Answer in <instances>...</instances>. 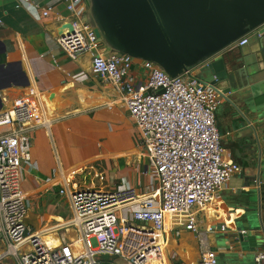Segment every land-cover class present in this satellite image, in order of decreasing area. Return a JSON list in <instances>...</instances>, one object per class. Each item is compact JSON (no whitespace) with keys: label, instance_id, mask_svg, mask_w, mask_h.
Here are the masks:
<instances>
[{"label":"built area","instance_id":"1","mask_svg":"<svg viewBox=\"0 0 264 264\" xmlns=\"http://www.w3.org/2000/svg\"><path fill=\"white\" fill-rule=\"evenodd\" d=\"M61 1L71 14L74 32L58 35V46L72 59L97 51L91 56L90 71L122 95L156 181L140 188L123 179L124 185L119 186L110 174L105 184L106 172L91 164L61 171L59 194L67 198L72 216L55 228L34 229L26 222L33 199L22 189V174L24 163L31 160L33 132L40 127L50 131L53 120L45 96L31 83L22 89L21 102L0 110V245L6 247L0 251V263L11 256L16 264H120L119 260L167 264L163 241L175 227L184 226L198 237L202 264H218L217 252L208 244V231L199 227L198 215L242 171L240 164L225 156L217 126L216 110L224 100L221 90L192 77L198 67L172 77L153 61L103 53V39L87 19L88 0ZM15 2L39 20L54 11L52 3ZM263 28L264 23L231 47L247 44ZM135 68L140 75L133 73ZM72 77L85 79L87 74ZM167 222L171 223L168 230ZM62 229L65 235L58 237V244L44 239L46 232L52 230L57 236ZM220 229L225 230L226 225L221 224ZM255 262L264 264V250L256 254Z\"/></svg>","mask_w":264,"mask_h":264},{"label":"crops","instance_id":"2","mask_svg":"<svg viewBox=\"0 0 264 264\" xmlns=\"http://www.w3.org/2000/svg\"><path fill=\"white\" fill-rule=\"evenodd\" d=\"M37 1L39 4H53L54 11L49 17L39 20L25 7H17L15 0H0V40L7 48L6 53L0 55V64L21 61L32 84L45 96L47 105L53 103L52 108L48 106L53 120L51 130L40 127L33 132L31 160L24 163L25 175L31 181L22 187L36 203V208L42 211L37 217V230H46L65 224L71 218L62 220L59 213L62 203L68 204L67 198L59 194L63 183L61 171L91 164L98 170H109L115 177L128 175L130 184L140 188L150 185L151 181L142 176L139 164L142 159L140 155L144 153L137 145L138 129L122 95L112 84L103 82L99 76L91 73V53L80 54L72 59L56 42L59 28L71 19L70 12L61 0ZM85 9L86 4L83 5V12ZM81 72L86 73L87 78L76 80L72 77ZM133 73L140 75L137 68ZM4 84L7 86L1 92L3 107H13L24 99L22 87L15 86L11 81H5ZM216 120L223 135L225 156L242 167V171L233 175L219 191L242 195H235L236 213H233L234 206L229 199L220 198L218 191L199 215H206V229L216 226L214 230L226 231L227 226L234 227L235 218L244 216L246 210L258 211L260 190L264 223V134L255 121L247 124L235 106L225 98L216 110ZM251 126L254 127V132ZM256 136L259 138V146L256 144ZM71 152L88 154L80 160L70 161L68 157ZM111 164H116L119 170L107 168ZM256 177H259V183L256 182ZM213 208L218 209V213L209 221L208 209ZM258 220L260 224V218ZM221 224L226 225L225 230L220 229ZM176 231L178 238L175 241H163L162 254L166 263L174 264L170 255L168 256V249L175 248V264H202L200 247L197 248L188 241V238L198 239L197 235L184 226ZM52 233L50 230L48 235L57 244L58 237L65 235L59 231L57 236ZM247 234L252 236L249 238L251 246L245 240ZM247 234L239 232L233 243L237 247L222 248L220 252L213 248L214 242H210L208 237L210 248L217 254L225 253L224 259L218 258V264H256L255 256L262 251L259 250L258 235L264 238L261 227L251 234L247 231ZM251 252L255 254L254 257H244ZM229 254L239 255V261L230 262Z\"/></svg>","mask_w":264,"mask_h":264},{"label":"water","instance_id":"3","mask_svg":"<svg viewBox=\"0 0 264 264\" xmlns=\"http://www.w3.org/2000/svg\"><path fill=\"white\" fill-rule=\"evenodd\" d=\"M87 19L108 53L153 61L172 77L198 67L192 77L219 88L244 121H255L264 134V28L247 44L231 47L264 23V0H88ZM73 32L68 21L58 35ZM6 51L0 40V55ZM5 81L22 88L32 83L21 61L1 63L0 110ZM256 144L260 145L258 136ZM258 196L264 237L260 190ZM251 237H245L249 246Z\"/></svg>","mask_w":264,"mask_h":264},{"label":"rangeland","instance_id":"4","mask_svg":"<svg viewBox=\"0 0 264 264\" xmlns=\"http://www.w3.org/2000/svg\"><path fill=\"white\" fill-rule=\"evenodd\" d=\"M253 39H255V37ZM101 51L103 53H106L105 50H104V45L101 48ZM90 53L94 54V53H97V51L96 50H92ZM84 54H86V53H84ZM84 54H82V55H84ZM252 132H254L253 128H252ZM255 140H256V137H255ZM137 145H139L138 146L139 149L142 150L143 153H145V151L142 149L140 144L138 143ZM226 151H228V150L226 149ZM86 154H88V153L87 152H78V153L71 152L69 154L68 159L70 161L80 160ZM140 157L142 159H140L139 166H140V169H141V172H142V176L146 177L145 179L150 180L151 183H152V181H154V183H155L156 180H155L154 175L152 174L154 172V167L152 165V162L145 156V154H143V155L141 154ZM115 160H117V159H115ZM105 165H103L104 168L106 167ZM263 167H264V162H263ZM107 168H111L112 171H118L119 170V169H117V165L116 164L114 166H113V164H111V166H108ZM143 172H146V174L144 173L146 176H144ZM106 175H107V180H106L105 184H108L110 176H111L109 170H106ZM114 179H115V177H114ZM123 179H127L129 181V176L127 175V176H122V177H116L115 181H116V183L119 186H121V185H124V182H122ZM30 181H31V179H29L27 174L25 175V171H23V174H22V187L25 186L26 184H28ZM262 181L264 182V177H263ZM218 195H219L220 198L227 197V199H229V202L234 206V212L233 213H236L237 201L235 199V195H238V197H239V195H242V193L235 194L233 192H220L219 191ZM32 202L33 203H31V206L29 208V214H28V218L26 219V222L29 223L34 229H37L38 228L37 217L39 216V214L42 213V211L39 208H36V203H34V201H32ZM216 212L218 213V209H216V208L208 209V213L210 214L209 215V218H210L209 221H212L214 219ZM59 213H60V217H61L62 220L69 219L72 216L71 212H70V209H69V205L68 204L66 205L65 203H62V206L60 207ZM263 213H264V208H263ZM258 215H259L258 211L255 210V209L246 210L244 216H237L236 215L237 217L235 218L234 227L227 226V230L226 231H221V230H219V231L218 230L209 231V230H207L206 229L207 217L204 214L198 215L199 216L198 217V223H199V227H200L201 230L208 231L207 234H208V237H209V241L210 242H214L213 243L214 244L213 248L217 252H220V250L222 248H225V249L233 248V249H235L237 247V244L233 245V243L236 242V240H235L236 236H238V233L242 229H247L249 234H251L252 231H254V230H256V231L260 230V224H259V220H258V218H259ZM177 228H180V227H175V229L172 232H170V234L167 235V239H166L167 242L169 241V239H173L175 241V238H178V236L176 235L177 234V231H176ZM46 233H47L46 235L50 234V232H46ZM59 233L60 234L65 233V230L62 229V230L59 231ZM70 234L73 235L72 232H70ZM258 238H259V246H260L259 250H263L264 249V238H262L260 234L258 235ZM188 241L191 244H195V246L197 248H199V240L198 239L188 238ZM173 244H175V242ZM5 248H6L5 246L0 245V251H4ZM175 251H176L175 248L168 249V253H169L170 257H171L170 259H172V262L174 264H175V256L177 255V253ZM229 255H230L229 258H231L230 262H232V261L238 262L239 261V258H240L239 255H231V254H229ZM254 255L255 254H253V252H251V253H248L247 256L244 255V257H254ZM217 256H218L217 259L219 257L224 259L225 258V253H219V254H217ZM119 263L120 264H128L127 262H125L123 260H119ZM0 264H16V261L14 260V257L9 256L7 258H4L1 261Z\"/></svg>","mask_w":264,"mask_h":264},{"label":"bare ground","instance_id":"5","mask_svg":"<svg viewBox=\"0 0 264 264\" xmlns=\"http://www.w3.org/2000/svg\"><path fill=\"white\" fill-rule=\"evenodd\" d=\"M48 106L52 108V107H53V103H51V104L48 103ZM170 227H171V223H170V222H167V230L170 229ZM44 239H45L46 241H49L50 243H52V244H54V245L57 244V243H55L53 240L50 239V235H46V234H45Z\"/></svg>","mask_w":264,"mask_h":264}]
</instances>
